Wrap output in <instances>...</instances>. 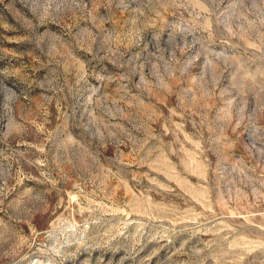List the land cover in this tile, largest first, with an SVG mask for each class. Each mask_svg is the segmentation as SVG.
Segmentation results:
<instances>
[{"label":"rangeland","instance_id":"obj_1","mask_svg":"<svg viewBox=\"0 0 264 264\" xmlns=\"http://www.w3.org/2000/svg\"><path fill=\"white\" fill-rule=\"evenodd\" d=\"M264 264V0H0V264Z\"/></svg>","mask_w":264,"mask_h":264},{"label":"built area","instance_id":"obj_2","mask_svg":"<svg viewBox=\"0 0 264 264\" xmlns=\"http://www.w3.org/2000/svg\"><path fill=\"white\" fill-rule=\"evenodd\" d=\"M30 264H39V261L36 260V261L31 262Z\"/></svg>","mask_w":264,"mask_h":264}]
</instances>
